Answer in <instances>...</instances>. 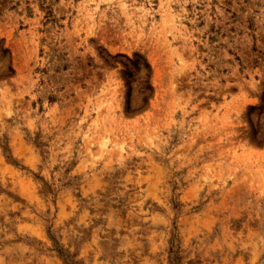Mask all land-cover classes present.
I'll return each mask as SVG.
<instances>
[{
  "label": "rangeland",
  "instance_id": "obj_1",
  "mask_svg": "<svg viewBox=\"0 0 264 264\" xmlns=\"http://www.w3.org/2000/svg\"><path fill=\"white\" fill-rule=\"evenodd\" d=\"M0 264H264V0H0Z\"/></svg>",
  "mask_w": 264,
  "mask_h": 264
},
{
  "label": "trees",
  "instance_id": "obj_2",
  "mask_svg": "<svg viewBox=\"0 0 264 264\" xmlns=\"http://www.w3.org/2000/svg\"><path fill=\"white\" fill-rule=\"evenodd\" d=\"M129 76H131V75H129Z\"/></svg>",
  "mask_w": 264,
  "mask_h": 264
}]
</instances>
